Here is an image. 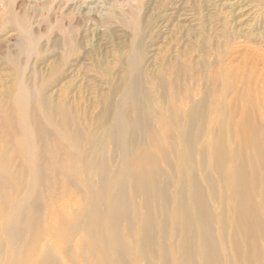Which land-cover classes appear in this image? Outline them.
Returning a JSON list of instances; mask_svg holds the SVG:
<instances>
[{
	"label": "bare ground",
	"instance_id": "obj_1",
	"mask_svg": "<svg viewBox=\"0 0 264 264\" xmlns=\"http://www.w3.org/2000/svg\"><path fill=\"white\" fill-rule=\"evenodd\" d=\"M54 1L30 12L60 10ZM12 3L0 7V61L24 79V48L3 50L15 24L49 71L31 70L24 94L0 102V264H264L263 69L225 83L165 52L150 74L133 20L123 54L84 51L59 28L45 59L32 16ZM78 78L107 87L92 112L46 94Z\"/></svg>",
	"mask_w": 264,
	"mask_h": 264
},
{
	"label": "rangeland",
	"instance_id": "obj_2",
	"mask_svg": "<svg viewBox=\"0 0 264 264\" xmlns=\"http://www.w3.org/2000/svg\"><path fill=\"white\" fill-rule=\"evenodd\" d=\"M8 1L0 0V7ZM32 1L36 0H13L12 4L17 17L25 13L32 16L29 29L40 34L37 47L42 55L46 51L45 59L55 53L52 40L58 38L60 29L74 30L84 51H102L108 60L111 54H123L134 38V31L124 22L133 20L140 26L135 32L142 34L148 46L145 67L150 74L159 68L157 59L165 52L168 60L179 57L192 61L196 75H203L205 64L212 65L225 83L228 80L223 73L233 79L236 73L251 66H255L256 73L260 69L264 71V0H55L54 4H61L60 10L38 8L33 14L29 6ZM19 30L14 24L3 33L7 41L3 50L12 53L24 48L19 64L24 79L20 82L18 68L0 61V102L6 106L7 93L17 98L31 85V70L49 71V61L44 63L37 61L35 55L29 56L30 37L27 40L17 32ZM46 92L57 99L63 93L71 101L76 98L84 109L92 112L97 97L106 98L107 87L91 78L65 79L50 83ZM2 116L0 113L1 134L5 132L1 126ZM8 148L10 145L5 146ZM19 163L17 158L15 164ZM60 195V189L56 188L54 197L58 199Z\"/></svg>",
	"mask_w": 264,
	"mask_h": 264
}]
</instances>
